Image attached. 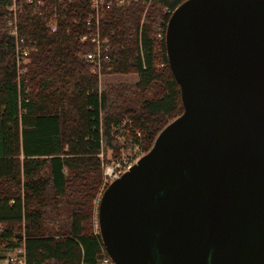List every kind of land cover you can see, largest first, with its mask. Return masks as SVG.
Here are the masks:
<instances>
[{"label":"trees","instance_id":"trees-1","mask_svg":"<svg viewBox=\"0 0 264 264\" xmlns=\"http://www.w3.org/2000/svg\"><path fill=\"white\" fill-rule=\"evenodd\" d=\"M183 1L102 6L100 36L111 56L103 73L138 79L100 82L84 57L96 47L87 25L96 15L91 0H0V245L23 246L27 264H100L107 255L93 223L100 154L117 157L113 127L125 118L147 152L183 113L166 35L158 37L168 10ZM15 13L19 37L9 33ZM17 42L30 49L23 74Z\"/></svg>","mask_w":264,"mask_h":264},{"label":"water","instance_id":"water-1","mask_svg":"<svg viewBox=\"0 0 264 264\" xmlns=\"http://www.w3.org/2000/svg\"><path fill=\"white\" fill-rule=\"evenodd\" d=\"M183 113L100 197L117 264H264V0H185L166 29Z\"/></svg>","mask_w":264,"mask_h":264},{"label":"built area","instance_id":"built-area-1","mask_svg":"<svg viewBox=\"0 0 264 264\" xmlns=\"http://www.w3.org/2000/svg\"><path fill=\"white\" fill-rule=\"evenodd\" d=\"M29 2H32L33 0H28ZM120 4L124 2V0H118ZM91 7L93 11L95 12V16H91L87 19V25L89 26L88 29L92 32V38L91 41L96 44V47L93 51H90L85 54L86 61L91 64V71L92 73H95L99 75L100 82L101 77L104 75L103 73V64L105 60H108L111 56L108 54L109 47L107 45L106 40L101 39L100 36V12L101 7L105 6L106 8H110L112 5L111 0H91ZM15 7V6H14ZM12 7L11 9H15ZM169 12H172L171 10H168ZM95 19V20H94ZM53 30H56V26L52 28ZM166 29L167 27H161L159 29L158 36L162 39L166 35ZM16 31H13V34H15ZM16 36V35H14ZM89 38L88 34H85L81 36V41H85ZM23 42V39H21ZM18 43V42H17ZM17 65L19 69L18 74H23L26 71L25 65L27 64V60L29 57V50L25 47L17 46ZM140 156H135V152H129L126 154H122L116 159H113L111 161H105L102 160V169H103V175H104V181L106 184H109L110 182L116 180L118 177H120L125 171L130 169L134 163L138 161ZM25 248L19 247L14 250V252L8 257L7 261L5 263L10 264H27L26 262V252ZM100 264H117L108 254L103 256L100 259Z\"/></svg>","mask_w":264,"mask_h":264},{"label":"rangeland","instance_id":"rangeland-1","mask_svg":"<svg viewBox=\"0 0 264 264\" xmlns=\"http://www.w3.org/2000/svg\"><path fill=\"white\" fill-rule=\"evenodd\" d=\"M16 18L17 17H16V13H15L13 15V18H11L9 20V24H8L9 33L11 35H16L17 37H19L18 36V32H17L18 19H16ZM13 31H16V33L13 34ZM159 38L162 39L161 37H159ZM29 51H30V49H29ZM28 61L29 60H27V63H28ZM19 79H20V75H19ZM137 79H138V75L137 74L116 73V74H108V75L106 74V76L103 75L101 77V82H103L104 80H111V81L126 80L128 82H136ZM173 119H175V118H173ZM171 121H169V122H171ZM113 137H114L115 140H117L116 142L120 146V150H119L120 152L117 155V157H119L122 154L129 153V152H135V156H140L141 157L142 155H144L145 153L148 152V151L147 152L145 151L144 141H143V138H142V135H141V131L136 130L134 128L133 124H132V121L129 120L128 118H125L124 122L122 124H120V126H114L113 127ZM155 139H156V137H155ZM117 157L113 156L112 151L107 152L106 156L102 152L100 154L101 160H105V161H111L113 159H116ZM109 184L105 183L104 175H103V180H102V184H101V191L98 194V196H97V198H96V200L94 202L95 203V212H94V221H93V223H94V230L98 231V232H99L98 220H97L98 204H99L100 197L103 194V191L105 190V188ZM13 252H14V249H8L7 245H0V259H2L1 261L2 262H6L8 257ZM1 255H3V256H1Z\"/></svg>","mask_w":264,"mask_h":264}]
</instances>
